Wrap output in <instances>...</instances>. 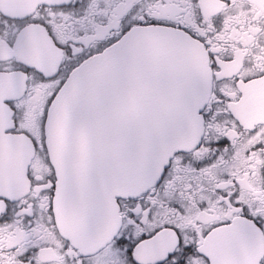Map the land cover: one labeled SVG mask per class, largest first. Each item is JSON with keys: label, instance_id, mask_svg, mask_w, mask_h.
<instances>
[{"label": "snow or ice", "instance_id": "6c2138e0", "mask_svg": "<svg viewBox=\"0 0 264 264\" xmlns=\"http://www.w3.org/2000/svg\"><path fill=\"white\" fill-rule=\"evenodd\" d=\"M0 264H264V0H0Z\"/></svg>", "mask_w": 264, "mask_h": 264}]
</instances>
